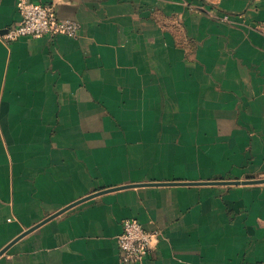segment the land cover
I'll return each mask as SVG.
<instances>
[{"label":"crops","instance_id":"1","mask_svg":"<svg viewBox=\"0 0 264 264\" xmlns=\"http://www.w3.org/2000/svg\"><path fill=\"white\" fill-rule=\"evenodd\" d=\"M29 1L81 29L0 0V264H264V0Z\"/></svg>","mask_w":264,"mask_h":264},{"label":"built area","instance_id":"2","mask_svg":"<svg viewBox=\"0 0 264 264\" xmlns=\"http://www.w3.org/2000/svg\"><path fill=\"white\" fill-rule=\"evenodd\" d=\"M21 20L9 27L3 36L6 42L21 38L56 37L63 35L77 38L81 25L76 20L60 19L51 6L18 0ZM264 33V23L257 25ZM161 232L148 231L136 219H126L122 223V233L118 236L122 264H141L159 240Z\"/></svg>","mask_w":264,"mask_h":264}]
</instances>
